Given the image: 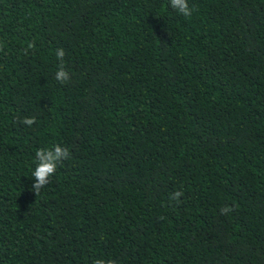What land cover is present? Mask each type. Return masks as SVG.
Masks as SVG:
<instances>
[{"label": "trees", "instance_id": "1", "mask_svg": "<svg viewBox=\"0 0 264 264\" xmlns=\"http://www.w3.org/2000/svg\"><path fill=\"white\" fill-rule=\"evenodd\" d=\"M188 5L0 0V264H264V0Z\"/></svg>", "mask_w": 264, "mask_h": 264}, {"label": "clouds", "instance_id": "2", "mask_svg": "<svg viewBox=\"0 0 264 264\" xmlns=\"http://www.w3.org/2000/svg\"><path fill=\"white\" fill-rule=\"evenodd\" d=\"M169 4L185 17L192 15L193 9L189 7L188 0H169ZM55 54L60 62V66L55 73V79L60 83H65L70 80V75L63 66L65 52L62 48H59ZM23 123L31 126L34 123V118L25 117ZM69 158V150L59 144L53 145L51 148L38 149L35 152V167L32 171V177H34V183L31 186L32 191L38 194L49 183V178L55 174L58 164ZM182 195L181 191H175L171 194L170 199L179 202V197ZM230 211L231 208L227 205L220 209L221 214H227ZM93 264H117V262L115 260L95 259Z\"/></svg>", "mask_w": 264, "mask_h": 264}]
</instances>
